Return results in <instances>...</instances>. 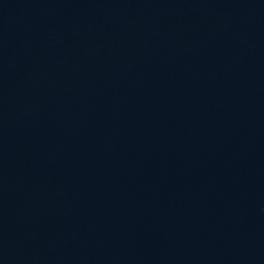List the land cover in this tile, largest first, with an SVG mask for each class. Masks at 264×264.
<instances>
[{
	"label": "water",
	"instance_id": "obj_1",
	"mask_svg": "<svg viewBox=\"0 0 264 264\" xmlns=\"http://www.w3.org/2000/svg\"><path fill=\"white\" fill-rule=\"evenodd\" d=\"M0 264H264V0H0Z\"/></svg>",
	"mask_w": 264,
	"mask_h": 264
}]
</instances>
